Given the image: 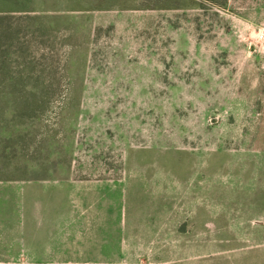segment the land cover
<instances>
[{
    "label": "rangeland",
    "instance_id": "rangeland-1",
    "mask_svg": "<svg viewBox=\"0 0 264 264\" xmlns=\"http://www.w3.org/2000/svg\"><path fill=\"white\" fill-rule=\"evenodd\" d=\"M0 264H264V0H0Z\"/></svg>",
    "mask_w": 264,
    "mask_h": 264
},
{
    "label": "trees",
    "instance_id": "trees-1",
    "mask_svg": "<svg viewBox=\"0 0 264 264\" xmlns=\"http://www.w3.org/2000/svg\"><path fill=\"white\" fill-rule=\"evenodd\" d=\"M223 1V0H222ZM215 3V2H214ZM216 5H218L219 7H224V2L223 3H216Z\"/></svg>",
    "mask_w": 264,
    "mask_h": 264
}]
</instances>
